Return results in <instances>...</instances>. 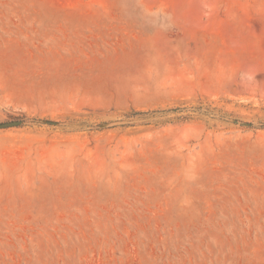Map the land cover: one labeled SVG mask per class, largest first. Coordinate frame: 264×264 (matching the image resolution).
<instances>
[{
	"label": "rangeland",
	"instance_id": "obj_1",
	"mask_svg": "<svg viewBox=\"0 0 264 264\" xmlns=\"http://www.w3.org/2000/svg\"><path fill=\"white\" fill-rule=\"evenodd\" d=\"M0 264H264V0H0Z\"/></svg>",
	"mask_w": 264,
	"mask_h": 264
},
{
	"label": "water",
	"instance_id": "obj_2",
	"mask_svg": "<svg viewBox=\"0 0 264 264\" xmlns=\"http://www.w3.org/2000/svg\"><path fill=\"white\" fill-rule=\"evenodd\" d=\"M22 123V121L17 120V121H11V122H6V123H0V127H6V126H11V125H17Z\"/></svg>",
	"mask_w": 264,
	"mask_h": 264
}]
</instances>
